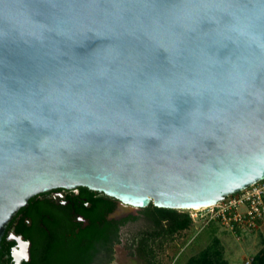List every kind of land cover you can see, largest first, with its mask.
<instances>
[{"label": "water", "instance_id": "obj_1", "mask_svg": "<svg viewBox=\"0 0 264 264\" xmlns=\"http://www.w3.org/2000/svg\"><path fill=\"white\" fill-rule=\"evenodd\" d=\"M263 178L264 0H0V247L51 189L112 218Z\"/></svg>", "mask_w": 264, "mask_h": 264}, {"label": "trees", "instance_id": "obj_2", "mask_svg": "<svg viewBox=\"0 0 264 264\" xmlns=\"http://www.w3.org/2000/svg\"><path fill=\"white\" fill-rule=\"evenodd\" d=\"M88 193L91 190L82 187ZM92 195V194H91ZM91 198V197H89ZM116 200L102 193L93 199L92 212L89 217V225L82 229L76 238L65 239L64 232L69 230L67 218L58 210L50 209L52 220H45L52 231V238H46L39 227V220L34 218L31 231L38 237V242L33 246L41 251V256L33 254L37 264H90L97 252L103 251L107 255V261L112 256L113 246L119 242V231L129 220H135L137 215L128 214L120 220L108 218L114 211ZM141 215L152 226V232L135 240L133 247L140 258L146 264H158L154 260L149 240L153 237L168 236L179 233L191 227L192 220L187 212L177 209L159 208L149 204L141 209ZM261 248L253 255L251 264H264V236L261 235ZM186 264H226L222 258V250L218 238L214 237L213 245L200 251L197 256H192Z\"/></svg>", "mask_w": 264, "mask_h": 264}, {"label": "rangeland", "instance_id": "obj_3", "mask_svg": "<svg viewBox=\"0 0 264 264\" xmlns=\"http://www.w3.org/2000/svg\"><path fill=\"white\" fill-rule=\"evenodd\" d=\"M142 208H129L123 214L137 215L135 220L127 221L119 231V242L113 246L109 264H146L133 247L135 240L149 232L152 226L141 215ZM180 212L192 213L190 210L178 209ZM191 227L180 231L172 237L160 236L149 240L154 260L158 264H186L192 256L213 245L214 237L218 238L222 258L226 264H245L262 246L261 235L250 233L243 239H237L222 224L211 221L203 225L200 221L192 222Z\"/></svg>", "mask_w": 264, "mask_h": 264}, {"label": "flooded vegetation", "instance_id": "obj_4", "mask_svg": "<svg viewBox=\"0 0 264 264\" xmlns=\"http://www.w3.org/2000/svg\"><path fill=\"white\" fill-rule=\"evenodd\" d=\"M91 194L83 190L82 187H75L51 189L31 197L28 204L18 210L5 230L1 239L0 264H16L17 260L20 261V264H37L33 254L38 252L41 256V251L36 250L33 246L34 242H38V237L30 227L32 220L37 218L41 231L46 235V238L51 239L52 231L45 223V220L53 219L50 209L60 211L61 215L63 214L67 218L69 230L64 232L65 239L76 238L79 232L89 225L93 199L100 193L92 191ZM117 208L118 204L116 203L114 211ZM127 215L123 214L112 218L120 220ZM22 241L29 242V247L25 250L21 249ZM107 255L103 251L97 252L90 264H109Z\"/></svg>", "mask_w": 264, "mask_h": 264}, {"label": "built area", "instance_id": "obj_5", "mask_svg": "<svg viewBox=\"0 0 264 264\" xmlns=\"http://www.w3.org/2000/svg\"><path fill=\"white\" fill-rule=\"evenodd\" d=\"M186 210L192 212L188 213L192 222L200 221L203 225L219 222L237 239L250 233L264 236V178L217 204ZM252 258H247L245 264H251Z\"/></svg>", "mask_w": 264, "mask_h": 264}, {"label": "bare ground", "instance_id": "obj_6", "mask_svg": "<svg viewBox=\"0 0 264 264\" xmlns=\"http://www.w3.org/2000/svg\"><path fill=\"white\" fill-rule=\"evenodd\" d=\"M193 208H198V207H193Z\"/></svg>", "mask_w": 264, "mask_h": 264}]
</instances>
